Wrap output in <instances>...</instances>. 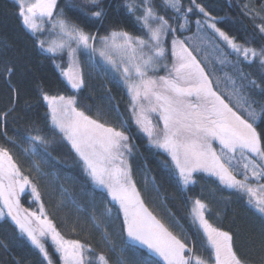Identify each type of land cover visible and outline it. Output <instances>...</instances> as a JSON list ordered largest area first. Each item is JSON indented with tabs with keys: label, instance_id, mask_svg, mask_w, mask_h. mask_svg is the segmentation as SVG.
I'll list each match as a JSON object with an SVG mask.
<instances>
[{
	"label": "snow or ice",
	"instance_id": "6c2138e0",
	"mask_svg": "<svg viewBox=\"0 0 264 264\" xmlns=\"http://www.w3.org/2000/svg\"><path fill=\"white\" fill-rule=\"evenodd\" d=\"M190 3L206 18L196 20L198 28L206 25L233 52L243 55L245 61L251 63L259 57L260 64L264 65V49L257 51L236 43L234 38L217 27L216 18L202 5L196 0H190ZM161 4L166 11L171 9L179 15H162L150 0H139V3H129L126 7L128 13L135 16L141 35L115 28L99 35L85 32L79 24L67 19L62 9L57 11V0H16L18 16L36 47L51 54L54 63L58 54L63 56L67 53V70L59 65L57 68L73 89L79 90L84 85L77 59L81 50L90 53V62L98 54L121 71L135 124L153 146L170 156L185 186L196 183L195 173L215 176L225 187L246 192L248 203L254 202L257 210L264 214V196L257 195L258 190L264 191V184L257 189L249 183L250 179L264 180V103L253 99L247 86L234 88L225 99V94L217 91L219 84L214 87L209 74L186 46L185 40L176 35L178 30L186 28L188 14L193 13L194 8L184 9L182 0H161ZM243 7L245 14L256 11L248 4ZM81 11L101 24L106 17L103 0H84ZM181 18L184 23H172ZM259 30L264 33V24L259 25ZM53 33L59 37L58 42L48 39ZM168 40L170 48L166 43ZM114 54L121 57L119 65L113 58ZM161 69L164 74H160ZM6 72L10 76L14 69L7 67ZM239 76L247 79L242 71ZM250 83L254 88H261L255 81ZM261 91L264 93V88ZM41 95L50 111L53 133H59L61 140L70 144L92 182L105 189L111 200L119 205L126 243L138 245L159 258L145 260L142 264H161V261L163 264H209L145 207L132 179L128 157L133 146L125 131L107 126L79 111L73 96L48 95L42 88ZM13 110L9 108L0 113V126L5 124ZM152 114L162 122V127L153 123ZM0 135L15 143L2 127ZM28 139L36 145L48 143L47 136L39 128L28 130ZM214 144L219 145V151ZM237 153L245 161L243 179L234 175L233 161ZM26 187L31 189L35 201L40 202L37 186L23 174L9 149L0 146V221L7 223L6 218L10 219L20 237H26L47 264H53L46 247L49 238L63 264H85L86 245L75 239H65L48 219L43 203L39 204V212L21 205L20 195ZM207 210L208 205L196 199L191 214L212 250L214 264H264V241L255 256L239 254L234 247L233 236L214 227L205 218ZM0 247L7 250L6 244H0ZM98 260L100 264H109L104 255H99Z\"/></svg>",
	"mask_w": 264,
	"mask_h": 264
},
{
	"label": "trees",
	"instance_id": "16d2710c",
	"mask_svg": "<svg viewBox=\"0 0 264 264\" xmlns=\"http://www.w3.org/2000/svg\"><path fill=\"white\" fill-rule=\"evenodd\" d=\"M196 2L216 18L217 27L234 38L236 43L257 51L264 49V33L259 30V25L264 24V0ZM129 3L137 4L139 0H103L106 17L102 24L81 11L84 0H58L57 11L62 9L67 19L91 34L104 35L115 28L141 35L135 16L127 11L126 4ZM150 3L162 15H179L171 9L166 11L161 0H150ZM182 3L184 9L194 8L190 0H182ZM245 4L256 11L245 14ZM188 15L191 30L193 22L201 20V13L194 8ZM172 23L176 25L180 19ZM176 35L183 40L187 36L179 30ZM191 43L186 42V46L202 64V53ZM217 45L225 53L226 60L219 63V57V62L215 63L211 58L212 68H205L214 87L217 81L222 80L230 86L224 92L247 86L252 98L264 103L261 91L264 88V65L260 64L259 57L250 63L230 51L224 43L219 41ZM83 57L85 55L81 54L79 60L82 61ZM64 59L65 56L58 54L54 63L51 54L36 47L31 34L22 25L16 2L0 0V113L14 109L0 127L15 141L12 143L0 135V146L9 149L18 167L29 176L41 194V200L37 202L31 189L26 187L20 195L21 205L39 212V204L43 203L48 219L65 239H75L86 245L85 264H100L99 255H104L109 264H142L145 260L158 259L146 249L126 243V234L122 232L123 214L118 205L107 191L92 182L70 144L51 130L50 112L42 99V88L48 95L73 96L79 111L107 126L125 131L133 146L128 160L141 199L152 214L196 255L214 264L212 250L191 214L194 201L200 199L208 205L205 218L209 223L233 236L234 247L239 254L255 256L264 241V216L248 203L246 195L223 187L206 173H195L196 183L185 186L170 157L151 145L137 130L130 114V101L118 78L96 62L97 75L89 77L83 72V87L73 89L57 68L59 62L66 67ZM7 67L14 69L10 76L6 72ZM240 71L247 79L239 76ZM251 81L261 88L252 87ZM217 91L221 92L219 87ZM32 128L43 130L48 138L46 145H36L28 139V130ZM29 149L34 151L35 158L26 154ZM31 164L40 169L39 175L34 174ZM42 173L45 175L40 177ZM6 219L7 223L0 221V244L7 245V250L0 247V264H16L17 261L20 264H47L42 254L26 237H20L15 225ZM46 247L53 264H60L53 245L47 241Z\"/></svg>",
	"mask_w": 264,
	"mask_h": 264
},
{
	"label": "rangeland",
	"instance_id": "374dc122",
	"mask_svg": "<svg viewBox=\"0 0 264 264\" xmlns=\"http://www.w3.org/2000/svg\"><path fill=\"white\" fill-rule=\"evenodd\" d=\"M15 2H16V0H14ZM58 1V0H57ZM203 19H206L205 17H203V14H201V20H203ZM40 23H43V22H40ZM180 23H184V20H183V18H181L180 19ZM44 27H45V29L47 30V24L45 23L44 24ZM179 32L180 33H182L183 35H184V33H185V35H187L186 37H185V40H186V42L188 43H191V44H193V45H195L196 46V48H198V50L202 53V56L201 57H203L204 59V62L201 64V66L202 67H204V68H206V67H208L209 69L210 68H212L211 66H212V64H213V62H215V63H217V62H219L217 59H219V57H220V62L219 63H222V62H224L225 60H226V56H225V53H222L221 51H220V48H219V46L217 45V44H219V41L220 42H222V43H224L226 46H228V49L230 50V51H233L232 49H231V47L223 40V39H221L220 37H219V35L217 34V33H215L212 29H210V28H208L206 25H202V26H200L199 28L197 27V25H196V21H194L193 22V25H192V29L190 30V25H189V22L187 23V26H186V28L184 29V30H179ZM215 38L218 40V42H217V40H215ZM48 39L50 40V41H56V42H58L59 41V37L55 34V33H53L50 37H48ZM166 43L168 44V47L170 48V40H168V41H166ZM73 46H75V45H73ZM235 53V52H234ZM65 55H63V56H65V59H64V63L66 64V67H62L61 66V63L59 62V66H60V68H63V69H65V70H67V68H68V66H69V59H68V56H67V53L65 52L64 53ZM81 54H83V55H85V57H83V60L81 61V60H79V58H80V56H81ZM87 55V56H86ZM89 55H90V53H88V52H86V51H83V50H81V51H79L78 53H77V59H78V64H79V70H80V72H81V74H82V76H83V72L84 73H86V75H88L89 77H93L94 75H97L96 73H97V63L98 62H100L102 65H104L105 67H107L108 68V70L114 75V76H116L117 78H118V80L121 82V84L123 85V88H124V91H125V93L127 94V96H128V99H129V101H130V96L128 95V90H127V87H126V85L124 84V82H123V80L121 79V71H118L115 67H113V65H111V64H108L107 62H105L102 58H100L99 57V55L98 54H95L94 56H93V59H92V61L90 62L89 61V59H88V57H89ZM169 56H170V52H169ZM241 56H243V55H241ZM114 59H115V61H116V63L119 65L120 64V61H121V57H120V55H118V54H114V57H113ZM213 59V62H211L210 63V59ZM198 60V59H197ZM199 61V60H198ZM97 62V63H96ZM60 71V70H59ZM60 73V75H61V77L66 81V82H68L67 81V79L61 74V72H59ZM160 74H164V70L163 69H161V72H160ZM212 75H213V73H212ZM217 81V80H216ZM218 83H219V88H220V90H221V92L222 93H224V94H226V95H228V94H231V92H232V90L231 89H229L227 92H224L225 90L224 89H228V88H230V86H226V84H225V81H217ZM45 102V101H44ZM46 103V102H45ZM46 105H47V103H46ZM48 107V106H47ZM49 109V108H48ZM50 112V111H49ZM130 114H131V116L133 117V114H132V111H131V108H130ZM152 119H153V123L154 124H157V123H159V125H160V127H162V122H159L158 121V117H156L154 114H152ZM134 120V119H133ZM135 123V122H134ZM136 125V124H135ZM137 130L140 132V134L141 135H143L144 137H146V139H147V141H149V139H148V137L143 133V132H141L140 131V129H139V127L137 126ZM149 143H150V141H149ZM151 144V143H150ZM152 145V144H151ZM155 147V146H154ZM214 147H216L217 148V151H219V145L218 144H214ZM159 150H161V149H159ZM161 151H163V150H161ZM164 152V151H163ZM26 154L27 155H29V156H32V157H34L33 155H36L35 153H34V151L32 150V149H29L28 150V152H26ZM167 154V153H166ZM168 155V154H167ZM250 155V154H249ZM170 157V156H169ZM35 158V157H34ZM251 158V157H250ZM171 159V158H170ZM243 163H245V161L242 159V157L240 156V154L239 153H237L236 154V156H235V159H234V161H233V165L235 166V168H236V171L234 172V175H236L237 176V179H243V176H242V173L244 172V169H243ZM173 164V163H172ZM173 166H174V164H173ZM175 167V166H174ZM31 168L33 169V172H34V174L35 175H39V173H40V169L38 168H36V166L35 165H32L31 164ZM43 175H45L44 173H42L41 175H40V177H43ZM248 175H249V177H251V172L249 171L248 172ZM218 182H219V180H218V178L217 177H215V176H213ZM249 183H251V185L254 187V188H257V189H259V186L260 185H262V184H264V180H261V179H256V180H252V179H250L249 180ZM219 184L220 185H222L220 182H219ZM223 187H225L224 185H222ZM102 188V187H101ZM225 188H227V187H225ZM229 189H231V188H229ZM105 190V189H104ZM233 190H237V189H233ZM106 191V190H105ZM238 191H240V190H238ZM242 192V191H241ZM245 195H246V197H247V200L249 201V196H248V194L246 193V192H243ZM257 195L258 196H264V191H260V190H258L257 191ZM116 203V202H115ZM117 204V203H116ZM118 205V204H117ZM145 205V204H144ZM251 205L254 207V208H256V206H255V203L253 202V203H251ZM118 207H119V205H118ZM145 207H146V205H145ZM257 209V208H256ZM149 210V209H148ZM150 211V210H149ZM151 212V211H150ZM262 214V213H261ZM263 216H264V214H262ZM206 240V239H205ZM48 242L49 243H51V240H50V238L48 239ZM52 244V243H51ZM54 247V246H53ZM55 249V248H54ZM57 253V252H56ZM58 254V257H59V260H60V264H63V262H62V260L60 259V255H59V253H57ZM158 258V257H157ZM159 259V258H158ZM162 262V261H161ZM163 263V262H162Z\"/></svg>",
	"mask_w": 264,
	"mask_h": 264
}]
</instances>
